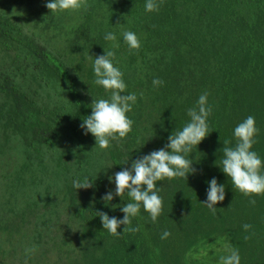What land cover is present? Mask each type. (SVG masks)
<instances>
[{"label":"trees","instance_id":"trees-1","mask_svg":"<svg viewBox=\"0 0 264 264\" xmlns=\"http://www.w3.org/2000/svg\"><path fill=\"white\" fill-rule=\"evenodd\" d=\"M47 2L0 0V264H219L225 244L240 264H264V193L234 189L219 166L251 115L264 174V0H155L151 12L147 0H81L55 13ZM125 31L137 35L138 50ZM108 32L116 39L105 40ZM105 48L137 100L126 113L132 130L102 149L80 125L94 98L111 95L93 70ZM204 93L210 134L185 155L195 171L157 182L156 222L141 205L130 225L138 231L121 225V235L110 234L96 211L123 218L133 201L127 191L102 200L115 189L109 177L164 147ZM213 177L225 185L215 213L202 202ZM86 178L92 187L73 186ZM27 244H53L58 255L52 262Z\"/></svg>","mask_w":264,"mask_h":264},{"label":"clouds","instance_id":"clouds-1","mask_svg":"<svg viewBox=\"0 0 264 264\" xmlns=\"http://www.w3.org/2000/svg\"><path fill=\"white\" fill-rule=\"evenodd\" d=\"M45 6L51 13H55L58 10L79 9L82 3L81 0H48ZM158 7L155 0H147L145 4V10L149 12L158 10ZM123 38L131 49L140 48V42L134 32L125 31ZM104 39L115 40L116 36L108 32ZM114 58L115 52L106 48L104 54L95 55L93 63L95 83L103 86L105 90H110L111 95L109 99L94 98L92 113L84 117L80 125L86 135L91 133L95 137L96 146L102 149L108 148L109 138L115 139L114 134H118L121 138L125 137L132 130L134 123L126 113L131 111L137 96L135 93L127 92V85L122 79L123 73L113 64ZM163 83L159 78L153 80L154 86H160ZM207 95V93L200 95L197 106L188 109L190 122L182 130L172 132L164 147L140 156L132 161L130 167H125L109 177L115 182V189L109 190L101 199L108 203L115 196L123 198L127 191L133 202H128L121 207V211L125 214L123 218L110 216L107 212L97 210L96 216L100 217L103 229L114 236L122 234L118 231L121 225L125 226L123 232L138 231V228H131L130 225L132 218L139 214L141 205L150 214L152 222H156L162 212V197L156 191L157 182L165 178L185 177L190 172H194L193 161L186 159L185 155L210 134L207 118L211 108L207 106ZM257 132L255 117L249 115L234 128L236 144L234 147H223V159L219 164L221 170L230 178L234 189L246 195L264 193V174L260 171L262 160L252 150ZM227 143V141L223 142L224 145ZM207 183L209 184L206 190L207 199L202 202L215 213V205L225 199V185L218 183L215 177ZM73 186L76 189L90 188L93 183L86 178L83 182L74 180ZM251 203L254 204L255 200ZM243 227L248 229L251 225L245 224ZM170 235L171 233L165 230L161 239H167ZM26 251L32 252L34 249ZM223 251L219 264H240L237 249L225 244Z\"/></svg>","mask_w":264,"mask_h":264},{"label":"rangeland","instance_id":"rangeland-1","mask_svg":"<svg viewBox=\"0 0 264 264\" xmlns=\"http://www.w3.org/2000/svg\"><path fill=\"white\" fill-rule=\"evenodd\" d=\"M32 248H31V246H29V244H27V248H25V250L32 249ZM37 249L38 248L36 247V250L33 251L34 255L38 256V254H41V252H43L44 255L47 254L49 256V258L51 259L52 262H53L54 259H56L57 255H58V253H57L58 249L53 244L50 245L47 249L45 247H43V251H41V249H38V250ZM18 250H20V249H18ZM36 263H39V262L36 261Z\"/></svg>","mask_w":264,"mask_h":264}]
</instances>
